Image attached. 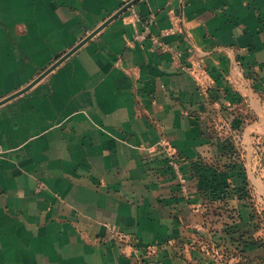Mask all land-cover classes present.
<instances>
[{
    "label": "crops",
    "instance_id": "1",
    "mask_svg": "<svg viewBox=\"0 0 264 264\" xmlns=\"http://www.w3.org/2000/svg\"><path fill=\"white\" fill-rule=\"evenodd\" d=\"M223 105L264 116V0H0V264H175L199 167L236 183L205 156Z\"/></svg>",
    "mask_w": 264,
    "mask_h": 264
},
{
    "label": "rangeland",
    "instance_id": "2",
    "mask_svg": "<svg viewBox=\"0 0 264 264\" xmlns=\"http://www.w3.org/2000/svg\"><path fill=\"white\" fill-rule=\"evenodd\" d=\"M224 93L225 96L232 95L228 91ZM226 106L220 109L217 120L206 121L208 151L205 156L216 160L222 158V165L232 163L242 170L231 174L236 183L227 190L229 187L219 186L216 180L212 184L208 171L199 167L202 168L199 171L204 180V196L198 201L195 222L198 228H193V233L184 239L175 241V264H245V258L248 264H264V116L241 121L238 115L228 113L226 108L230 106ZM240 108L238 105L234 111ZM224 153H228L227 157L223 156ZM165 155L179 187L183 193H189L184 192L186 187L189 188V174L182 155L174 146ZM177 160L178 166L174 164ZM245 203L252 215V223L248 226L240 216V206ZM155 247H146L148 255L142 257L139 264H165L150 258Z\"/></svg>",
    "mask_w": 264,
    "mask_h": 264
},
{
    "label": "trees",
    "instance_id": "3",
    "mask_svg": "<svg viewBox=\"0 0 264 264\" xmlns=\"http://www.w3.org/2000/svg\"><path fill=\"white\" fill-rule=\"evenodd\" d=\"M245 121L244 119H241V121ZM227 155H228V153H227ZM227 155L224 153V155L223 156H225V157H227ZM220 160H222V158H220ZM224 163V162H223ZM226 164H223L222 165V163H220V166L218 167V170H222V169H225L226 168V170L228 171V172H230V174H234L233 172H235V171H239V170H242L241 168H239L236 164L235 165H232V163L231 164H228V165H226ZM208 167H211V166H208ZM236 173V172H235ZM246 185V184H245ZM219 186H222V184H220ZM230 186V185H229ZM228 185H225L224 187H229ZM211 189H213V188H211ZM213 190H216V189H213ZM215 193V192H214ZM240 216L242 217V222H244V225L245 226H248V224H250V222L252 223V215H251V209L248 207V205L245 203V204H243L242 206H240ZM247 228V227H246ZM242 230H244V229H242ZM243 232V231H242ZM244 262H245V264H248V263H246V262H248V259H244Z\"/></svg>",
    "mask_w": 264,
    "mask_h": 264
},
{
    "label": "built area",
    "instance_id": "4",
    "mask_svg": "<svg viewBox=\"0 0 264 264\" xmlns=\"http://www.w3.org/2000/svg\"><path fill=\"white\" fill-rule=\"evenodd\" d=\"M130 14H131V17H132L135 21H140V20H141V17H140V15H139V13L136 11V9H134V8L130 9ZM154 19H155V16L152 15L151 18L149 19V21H150V22H153ZM148 37H149V34L146 33V32H141V33H139V34L136 35V39L139 40V41L146 40V39H148ZM154 42L156 43L157 46L162 47V45L160 44L158 38H155V39H154ZM155 43H154V44H155ZM178 163H179L178 160L174 162L175 165L177 164L176 166H178ZM135 249H137L136 246H135ZM137 250H138V249H137ZM146 251H147V253H148V248L146 249Z\"/></svg>",
    "mask_w": 264,
    "mask_h": 264
}]
</instances>
